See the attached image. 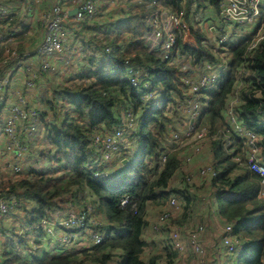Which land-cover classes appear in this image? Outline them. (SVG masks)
<instances>
[{
  "label": "trees",
  "instance_id": "obj_1",
  "mask_svg": "<svg viewBox=\"0 0 264 264\" xmlns=\"http://www.w3.org/2000/svg\"><path fill=\"white\" fill-rule=\"evenodd\" d=\"M54 2L55 0H51L52 4L49 3L44 11L50 10ZM217 4L218 0H130L125 5L126 16L116 19L105 30H101L100 39H93L92 35L90 40L83 42L76 40L80 37V29L71 30L72 23H78L71 18V14L67 20L71 41L81 43L83 51L87 50V44H94L95 46L90 47L91 53L95 48L102 51L106 45L101 47L100 43L105 38L107 44L111 45L106 56L107 62L98 63L92 56L85 63V69L75 74L76 81L87 83L72 88L65 85L53 93L55 97H62L67 106L59 123L46 125L50 130L49 138L54 152L50 153V158L46 154L44 158H48L49 163H54V170L25 168L24 176L5 182L8 185L0 190V198L16 201V205L10 203L13 205L12 209L19 207L26 212L25 227L32 232L38 231L34 225L42 218L52 217L54 210L61 209L66 202L77 208L79 215H83V232L86 228L91 231L87 234L88 238L93 232L102 231L103 239L89 247L62 251L58 255L46 250L42 253L23 254L20 250L29 244L27 240L10 239L2 246L0 256L3 260L0 264H110L115 256L118 257L117 264H163L159 261L167 256L164 253H146L149 244L143 234L148 225V205H157L159 200L164 201L172 193H176L182 196L186 210H190L189 205L196 199L190 192L191 187L168 189L171 178L182 165L181 153L169 151L170 133L162 138L164 133L177 130L165 111L168 104H173L171 109L180 114L175 101L183 98V94L174 64L170 59H163L160 49H150L145 44L144 36L150 31L145 18L155 9L161 8L176 13L184 9L185 16L189 19L193 9L198 12L200 8L210 5L217 11ZM39 15L36 23L43 30ZM88 19L90 18L78 24L88 22ZM15 23L16 20L9 23L7 17L0 20V28L2 25ZM75 25L77 24H73L74 27ZM191 30L198 47L189 48L179 41L182 56H193L195 60L192 57V62L195 64H201L202 61L198 58L202 56L209 63L218 62L216 56L208 53L206 37L199 26ZM71 32L75 34V38ZM126 34L130 35L129 42L121 49L118 44ZM248 46L247 38H243L226 50L228 69L208 90L194 129L204 128L207 131L205 155L215 174H210L209 183L200 188L205 192L209 191L208 199L212 203L210 207L213 204L216 206L215 210L208 208L209 215L217 217L218 221L224 223L223 226H232L231 234L236 238V251L229 254L230 257H236H233L236 264H264V199L258 195L260 177L248 167V138L244 132L234 130L228 113L231 111L243 130L253 135L257 158L264 164V38L254 48L249 49ZM0 48L1 62L4 47ZM127 58L140 63L142 68L150 72L154 71L155 77L151 76L149 80L155 86H160L161 98L157 99L155 94L149 102L141 100L138 92L127 81L124 64ZM4 65L0 67V78ZM93 65L95 72L91 69ZM55 108L60 109L58 103L53 106ZM127 110L132 112V117L138 110L144 111L137 119L135 128L133 122L132 128L127 130L129 139L138 140V154L134 161L123 164L121 173L112 180L98 179L93 171L98 166L96 160L100 155L92 146L91 137L95 133H102L101 131L124 128L125 122L121 115L127 114ZM179 114L174 117L178 121L184 115ZM228 143V147H225ZM25 145L30 147L28 143ZM164 150H167V158L158 169L159 157ZM235 156H239L241 161H234ZM145 157L152 163V169H148ZM60 161L65 164H60ZM151 175L152 178H148ZM123 197H127V203L121 205ZM20 200L28 201L32 206L28 208ZM100 213L104 219L99 218ZM185 218L183 214L181 221ZM206 221L211 222L209 219ZM2 222L3 218H0V223ZM24 233L26 234V229ZM37 247L35 244V248ZM224 248L220 250L226 254ZM172 255L177 257L178 253L174 251Z\"/></svg>",
  "mask_w": 264,
  "mask_h": 264
},
{
  "label": "built area",
  "instance_id": "obj_2",
  "mask_svg": "<svg viewBox=\"0 0 264 264\" xmlns=\"http://www.w3.org/2000/svg\"><path fill=\"white\" fill-rule=\"evenodd\" d=\"M37 1V0H36ZM76 0H55L53 6L50 10L43 11L44 18L40 20L41 13L39 15V21L42 26L43 38L35 50V55L40 59L38 71L50 69L49 61L47 60L48 56H52L55 52H64L68 50L71 46V38L68 34L67 28L64 27L65 22L71 17L72 10L76 9L72 17L74 21L81 22L90 18H95L98 12V6H100V0H77L75 5H69L70 2H75ZM120 0H117L119 2ZM10 10L6 7H0V20L6 19L10 14ZM217 17L221 22V25H210L208 30L211 31L214 27L217 26L220 30L224 32L219 33L224 39V43L232 41L233 37L236 39H242V37L247 38L249 42L248 48H254L263 38H264V0H218L217 4ZM146 24L149 26L150 31L144 36V42L150 49H160L161 56L165 60L171 61L173 66H176L177 76L180 77L179 88L182 90L183 98L176 99L175 106L180 113L186 116L184 119H188L187 125L189 124L188 131L186 135L181 134L177 130H171L169 135V151L176 152L177 149L185 144L187 137L191 136L190 131L195 130L194 124L199 118L202 101L204 98H207L208 90L217 83L220 77L228 69V59L225 55H222L218 62L209 63L201 62L199 64V69H195L189 66V61L192 63V58L190 55L185 57L179 52V41H181L184 46L189 48H197V42L195 40L194 34L190 33L191 28L185 16V10L170 12L166 9L157 8L150 15L145 18ZM64 23V24H63ZM234 25L235 29L230 33L226 25ZM244 29L249 31V34L245 35L243 33ZM240 32L242 34H240ZM245 35V36H244ZM241 37V38H239ZM230 41V43H231ZM4 46V59L1 60L0 65L5 64L10 66L8 71L1 76L0 78V92L4 91L5 86L10 82L11 76L14 71L21 68V60L19 61V56L17 54V43L15 41L14 32L7 30L4 34H0V45ZM73 49L79 47V44H72ZM111 47L105 46L102 51L93 50L92 52L100 57H106L110 52ZM92 54L95 60L98 63H101V60ZM227 62L225 61V58ZM16 60L15 62H10L9 60ZM107 60V58H106ZM184 60V61H183ZM48 61V62H47ZM10 62V63H9ZM105 62V61H104ZM126 67V77L130 86L138 92L140 98L143 102H146L148 98H153L155 95V85L153 82H150L151 78L150 71L141 66H135L136 64L130 59H125L124 61ZM195 67L197 64H194ZM31 68L30 64L27 66V71ZM49 71V70H48ZM145 72L147 74L146 78H142L141 74ZM196 72V73H195ZM34 85V81L30 84L26 82V87L30 88ZM144 88V92H141V88ZM26 93V91H24ZM24 93V94H25ZM22 96V95H21ZM26 96V95H25ZM24 95L22 99L17 98V103L10 105L6 109V114L4 116V122L2 125V134L7 136L8 140L5 141L6 149L12 148L17 145V140L15 135L18 129H23L26 135L34 134L37 131V125L39 120V112L36 108L30 106L27 102V98ZM149 102V101H148ZM173 103V102H172ZM173 104H171V107ZM230 116V121L233 125L234 130L238 132H244L248 138L249 151L247 155L248 167L250 170L255 172L260 177V190L258 192L259 197L264 199V164L260 163L257 158V148L254 146L253 135L247 131H244L243 128L236 122L234 115L231 111L228 112ZM133 117L128 115V120L124 124V128H116L112 131H105L102 133H95L91 137V144L94 148L99 151V158L96 160L98 163L97 168L93 171V174L98 179H108L109 172L112 168V162L120 155L123 151L127 153L126 144L130 143V139L127 135V130L131 129L133 126ZM197 119V120H196ZM205 134L207 139V131L201 129ZM199 131V130H198ZM17 137V136H16ZM27 138L29 136H26ZM10 138V141H9ZM17 139H19L17 137ZM196 139H198L196 137ZM206 141L201 138L199 141L193 140L197 144ZM13 143H16L12 145ZM229 143L225 145L228 147ZM122 150L120 151V149ZM167 148V150H168ZM167 150L161 152L159 157L158 169L161 168L163 163L167 158ZM198 150V148H197ZM16 153V151L14 150ZM122 153V154H124ZM21 152L18 154L20 155ZM190 158H186L189 160ZM234 161L240 162L241 158L239 156L234 157ZM13 171H19L18 166L13 164ZM198 176L214 175L215 171L211 166H206L201 168L197 172ZM169 205L172 207L177 206V198L175 196L170 197ZM16 205L15 200H6L0 198V218L5 217L9 214L13 205ZM127 203V197H123L121 200V205ZM68 208L72 209V206L67 204ZM134 207V205H133ZM90 210V208H89ZM77 216L73 214L64 215L63 221L55 222L53 217L42 218L41 221L34 225V228L37 230L42 229L46 235L57 241L61 245H68V240L66 234H73L76 232V229H80L83 226L84 222L83 215ZM70 215V216H69ZM167 214H164L161 217L163 220ZM50 226L49 228H47ZM59 226V227H57ZM58 229H55V228ZM203 230L201 225L197 226L195 229L191 230L188 235V242L184 245L181 244L182 240L179 237L178 232L172 234V243L169 247L178 253V255L186 252L189 247L191 250H195L197 253L200 251L198 245L199 235ZM62 232L66 234H62ZM232 226L226 225L223 226V241L224 247L227 254H233L236 251L234 238L232 236ZM56 234H59L57 236ZM72 234V235H73ZM104 232L96 231L91 234L89 238L92 244L100 243L103 239ZM240 245V244H239ZM240 247V246H239ZM201 264V263H199Z\"/></svg>",
  "mask_w": 264,
  "mask_h": 264
},
{
  "label": "rangeland",
  "instance_id": "obj_3",
  "mask_svg": "<svg viewBox=\"0 0 264 264\" xmlns=\"http://www.w3.org/2000/svg\"><path fill=\"white\" fill-rule=\"evenodd\" d=\"M16 0H0V6L3 7L5 5H8L9 2H15ZM20 1V0H18ZM104 0H100V6H98V14L96 15V18L89 20L88 22H82L80 24L78 23H72L71 26V30L73 28H77L80 29V37L76 38V40H80V42H83L84 40H90L91 36L93 35V39H100L102 37V33L101 30H105V26L109 25L112 20L115 19H111L109 17H107V13L108 10L106 9V7H108V5L105 4ZM130 0H120L118 3H114L113 4V8H111L110 10L114 11L119 7V6H123L125 7V5L129 3ZM43 0H40L39 2V6L38 9L43 11L45 9V7L49 4L47 2H50V0H45L44 3ZM77 3V0L75 2H70L69 5H75ZM25 7L27 8H31V5H26ZM128 8V6H126ZM8 10H10L9 7H7ZM33 9V7L31 8ZM27 10V9H25ZM130 10V8H129ZM196 9H193L191 11V15H189V19H187L189 25L191 28H197V25L199 26V28L201 29L202 34L206 37L205 41L208 47V53H210L211 55H214L218 58V61L220 59V57L222 55H225L226 58L228 59V55L225 54L226 50L228 51L230 46L233 44V40H235L237 37H233L232 38V42L230 43H224V39L222 37V35H219V33L224 32L223 30H220L219 28L214 27V29H212L211 31L208 30V27L210 25L215 24L216 21V17H217V12L214 13L213 11L210 10V8H200V10L198 12H195ZM116 12V11H114ZM39 15L38 13L34 16V21L33 23L37 22V18ZM44 13H41V17L40 20H42L44 18ZM32 19V18H31ZM27 22H32L29 20H26ZM73 24H77L75 25L76 27L73 26ZM219 24L221 25V22L219 20ZM226 25V29L228 27V31L230 33H232L231 31H233L235 29L234 25H229V24H225ZM66 28H69V23L68 21L65 23ZM247 30L244 29L243 33H246ZM191 35H192V30L190 31ZM71 34H73L72 36L75 38V34L71 32ZM194 34V33H193ZM240 34H242L240 32ZM109 38H111L110 36H108ZM73 38V39H74ZM241 38V37H239ZM245 37H242V39ZM112 39V38H111ZM126 40H128V37L126 35H124V37L119 41L120 45L119 47L121 49H124L125 45H126ZM71 41V40H70ZM71 46L69 47V50H74L72 44H74V41H71ZM95 42V41H94ZM124 42V43H123ZM76 44H79V47H76L75 52L78 51V56L75 58V60L73 61L74 65L72 62H69L70 69H67V67H63L64 69H62L61 73H60V77H59V87L65 86V85H70L71 88L76 86V85H80V84H85L87 83V81H84V83L82 82V80H78L76 81V77L75 74L81 72L82 70H84V66L85 63H87V61L89 59L92 58V54H94L92 51L93 50H97L98 48H95L93 50H91V53H89L90 47L87 44V50L83 51L82 48V44L79 42H76ZM111 46L109 44H107L105 38L104 40H101L100 46ZM105 47V46H104ZM66 52V51H64ZM60 55L63 53H58L55 52V55ZM74 54H72L71 56H73ZM96 57H98L101 62L106 60V57H100L96 54H94ZM135 56V55H132ZM191 56V55H190ZM61 56H57V58H60ZM94 57V56H93ZM141 57V56H139ZM193 56H191L192 58ZM225 58V57H224ZM225 58V61L227 62V59ZM95 59V58H94ZM194 59V57H193ZM195 60V59H194ZM198 60L202 61L203 63L206 62L205 57H199ZM197 60V61H198ZM64 61V59H63ZM96 61V60H95ZM184 61V60H183ZM48 62V61H47ZM97 62V61H96ZM49 63V68L51 69L53 67V65H50ZM136 65L140 67L141 64L138 62H134ZM31 68L28 70V73L30 74L25 82H29L30 84H32V82L34 81V75L33 78L31 76V74H33L34 68H35V62H31L29 63ZM65 64H68L67 62H65ZM195 63H191L189 61V66L195 69H199V64L194 65ZM59 65H61L59 63ZM64 65V62L62 64V66ZM99 65V64H97ZM199 66V67H198ZM176 68V72L178 71L177 67L174 66ZM50 69L47 70H41V72H46ZM67 69V70H66ZM91 69L95 70V66H91ZM197 69V70H198ZM196 73V72H195ZM150 75L152 76V78L155 77V73L154 71L150 72ZM142 78H146L147 74L145 72H143L141 74ZM92 80V79H90ZM160 86L157 85L155 86V94H156V98H161V89L159 88ZM25 91V90H24ZM24 91L22 92H15V96L18 97L19 99H22V96L26 95L25 97L30 98L33 96V92L31 93V95L29 94V90H27V93H25ZM129 92V91H128ZM141 92H144V88H141ZM25 93V94H24ZM130 93V92H129ZM128 94V93H127ZM22 95V96H21ZM30 95V97H28ZM2 95H0L1 97ZM42 96L45 95L43 94ZM207 99V98H206ZM51 102H50V107L49 109L44 108V110L46 112H49L45 118L43 119V121L49 125L51 123H59L62 119V116L64 115V109L67 107L66 106V102L62 97H59L58 95L56 96V101L53 98V94L51 95ZM151 101V98L147 99V102ZM206 101V100H205ZM58 103L60 106V109H53V106L55 107V104ZM118 105V104H117ZM119 107V105H118ZM141 107V106H140ZM139 107V108H140ZM167 110L165 111L166 115L170 117V119L172 120L171 123L173 125L176 126V129L178 132H180L183 135H186L187 131H188V126L187 122L188 119H184L182 120V118H185L186 116H182L181 119L178 118H174L175 115L179 114L177 112H175L174 110L171 109L170 104H168L167 106ZM42 110L43 107H38ZM146 109V108H145ZM144 108L143 110L146 111ZM140 110V109H139ZM136 113V115L133 117V122H134V128H135V123L137 121V119L140 117V115L143 112L139 111ZM127 110V114H123L121 115V119L123 122L126 123V121L128 120V115L131 117L132 112ZM179 115H182L181 113ZM133 116V115H132ZM197 120V119H196ZM48 121V122H47ZM44 122L41 123V126L44 125ZM124 123V124H125ZM40 124V123H39ZM39 126V125H38ZM45 127V126H43ZM133 128V129H134ZM39 131H37L36 134H34V136H36L33 140V143H30V147L27 148L24 142V138H25V134H22L20 132V130L18 129L15 138L17 140V145L12 147V148H8L6 149V145H5V141L8 140L7 136H0V139L3 140L4 139V148L2 149L3 152L1 153V160H0V190L2 188H5L6 185H8L5 182H12L14 181V179L19 178L21 176H24V169L25 168H35L37 170H41V171H47V170H54V167H52L54 165V163H49L48 158H50V153L54 152V147L51 143V140L49 138L50 136V130L48 128H38ZM45 129H46V135L45 133ZM202 128L198 130H192L189 132V134L191 136L187 137L185 140V144L181 147H179L177 150L178 152H180V160H181V165L182 167L179 169V171H177L175 173V175L171 178L169 185H168V189H177V188H186V187H191L192 189L190 190L191 194L193 195L194 199L193 202L191 203V205H189L190 210H186L185 208V204L183 202L182 196L180 194H174L172 193V196H175L177 198V206L176 207H172L169 205V199L170 197H168V199L162 201L159 200L158 204H150L147 207L146 210V219L148 222V225L146 227V230L143 234V238L148 242L149 247L146 248V253L149 254H162L164 253L165 258H161L159 262L163 263V264H236L234 259L236 258L235 256H231L229 254H224L223 250L221 252L220 249L224 248V235H223V222H218V218L213 216V215H209V210L213 209L215 210V205H211L210 204L211 201L209 198V191L205 192L203 190H201V186H205L206 184H208V181H205L203 183H201V181H204V177L208 176H198L197 173L195 174V172H197L198 170H200L201 168H204L208 165L209 159L208 156L205 155V144L206 141L201 142V144H197L195 142H193V140L195 141H199V139L201 140V138L203 140L205 138V134L203 133V131L201 130ZM22 131H24L23 129H21ZM44 132V133H42ZM174 130V129H173ZM25 132V131H24ZM104 132V131H101ZM171 132V130L168 133H164L162 138L167 134H169ZM205 132V131H204ZM33 135V134H32ZM19 139H17V137ZM29 137H32L31 134L26 135ZM130 137V136H129ZM196 137L198 139H196ZM10 141V138H9ZM16 143H13L12 145H14ZM126 148H129L128 151H126L127 153H124L123 151L120 153V155L112 162V169L109 172V180H112L114 177L118 176L121 173V170L124 168L123 164H126L128 162H132L134 161V157L138 154V148H140V145L138 143V140L135 138L130 139V143L126 144L125 146ZM198 148V150H197ZM1 150V151H2ZM14 150L16 151V153L14 152ZM122 150V148L120 149V151ZM21 152L20 155H18ZM177 152V151H176ZM124 153V154H122ZM204 153V154H203ZM45 154L47 155L48 158H44ZM198 154V156H197ZM124 156H128L129 158H124ZM190 158L189 160H186V158ZM147 162L148 164V169H152V163L149 162L147 160V158L145 157V163ZM15 164L16 166H18L19 171L15 172V171H11L9 169H12V165ZM60 164H65L64 161H60ZM146 164V165H147ZM57 166V165H56ZM63 168V166H61ZM13 170V169H12ZM151 174V173H149ZM148 178H152V175ZM11 180V181H9ZM201 180V181H200ZM4 183V184H3ZM191 184L195 185V186H191ZM7 187V186H6ZM201 187V188H200ZM198 188V190L196 189ZM205 189V188H203ZM201 190V191H200ZM209 190V189H208ZM21 204H25L24 200H20ZM32 206V203L26 204V207H30ZM17 208V207H16ZM14 207V209L11 210V212H9V214L3 218V222L5 225H0V255H2V246L5 242H7L8 240H21V239H25L27 240V242L29 244H27L26 246L22 247V250H20L21 253L23 254H27L29 255V253H42L43 250L46 251H51V254H61L60 252L62 251H70L72 249H78L79 247H84L87 246L89 247V243L92 244L87 236V234L89 232H91L88 228L85 229V232H83V228L82 227V232H80L79 229H76L75 233L73 234V232H71L72 234H66L64 232H62V234H66L67 236V240L68 245H61L59 243H57V241L49 238L46 233L47 231L45 230V233L42 229L39 228L38 231H34V233L32 231H28V229L26 230V234L25 229L26 227L24 226V224H22V221H18L20 220V218L24 217V222L26 223L27 219H25L26 216V212L24 214V210L23 209H19V207L16 209ZM78 209L75 207L68 208L67 203L65 202L63 204V206L61 207V209H56L54 210V212L52 213V217H53V221L55 222H62L63 218L62 216L67 215V214H73L75 216H77V212ZM187 211V212H186ZM167 214V216L161 220V217ZM183 214H185L186 218L184 221L182 220V216ZM99 218L104 219L102 213L98 214ZM70 216V215H69ZM211 221L210 223L207 222L206 220ZM201 225L203 227V230L200 232L199 235V248L200 251H198V253L195 250H191L189 247L187 248L186 252H184L183 254H179L177 257H175V255L173 256V250L169 247V245H171L172 243V234L174 232H178L179 233V237L182 240L181 244L184 245L186 244L189 240L188 235L190 233L191 230L195 229L197 226ZM50 226H48L47 228H49ZM59 227V226H57ZM55 229H58V228ZM87 227V226H86ZM3 232V233H2ZM57 236H59V234H56ZM2 238V239H1ZM37 242V243H36ZM35 244L38 246L37 248H35ZM55 248V249H53ZM225 249V248H224ZM59 252V253H58ZM176 252V251H175ZM234 257V259H233ZM118 257H114L112 259V261H110V264H117ZM232 258V259H231ZM2 256H0V262L2 261ZM263 262H264V257H263Z\"/></svg>",
  "mask_w": 264,
  "mask_h": 264
},
{
  "label": "crops",
  "instance_id": "obj_4",
  "mask_svg": "<svg viewBox=\"0 0 264 264\" xmlns=\"http://www.w3.org/2000/svg\"><path fill=\"white\" fill-rule=\"evenodd\" d=\"M44 1L45 0H43V3H44ZM104 1H105V4L108 5V7H106V9L108 10V13L106 14L107 17L116 20L118 18H123L124 16H126L127 11H125L126 9H125V7L123 8V6H119L116 10L114 8V11H116V12L110 10L111 8L114 7L113 6L114 3H118L117 0H104ZM39 2H40V0H37V1L36 0H20V1L16 0L15 2H9L8 5L3 6L6 8L7 7L10 8L11 12L8 15L9 23L11 22V20H16V23L10 24L9 26H5L7 23L5 25H2L0 28V34H4L6 32V29L14 32L15 41L17 43V45H16L17 54L19 56V61L21 60V68H19L13 72L10 82L5 86L4 91L0 92V95H2L0 97V136H4L2 134L1 129H2L3 122H4V116L6 114V109L10 105L17 103L18 97L15 96L16 95L15 92H22L24 90L26 91V93H27V90H29L30 95L32 92L34 93L32 97H30V95L28 96L30 98H28L27 102L30 106L36 108L37 111L39 112V120H38L39 126L37 125L38 128H47L46 127L47 124L43 121V119L45 118V116L49 112H46L44 110V108L49 109V107H50V102L52 101L51 95L59 87L58 81H59L60 73H61L62 69H64L63 67H67V69H70V66L72 64L69 65V62L73 63L75 58L78 56V51L75 52V50L72 51L69 49L66 50V52H61L63 54H60V55L54 54L52 56H48L47 60L50 62L51 66L53 65V67L49 71H46V72L40 73L38 71L40 59L37 57V55H35L34 52L38 48L43 34H42V30L38 27L37 23H33V21H34V16L37 13L40 14L42 12L41 10L38 9V6L40 5ZM47 3L52 4L51 0H50V2H47ZM50 4H48L45 7V9H47ZM26 5H31V8L33 7V9L25 7ZM204 8H210V10L213 11L214 13L217 12L210 5H206V7H204ZM25 9H27V10H25ZM28 18L32 22H27L26 20H28ZM3 20H5V19H3ZM115 20H112L111 23H113ZM111 23L109 24V26L111 25ZM215 24L220 25L218 17H216ZM107 26H105V28H107ZM246 33L249 34V31H247ZM245 35H247V34H245ZM126 36L129 38L130 35L126 34ZM236 40L238 41V39H235V40H233V43L237 42ZM126 41H127L126 42V44H127L129 42V39ZM3 46H4L3 44L0 45V47H3ZM74 46L75 45H73V47ZM93 46H95V45L94 44L89 45V47H93ZM72 54H74V55L71 56ZM4 56H5V54H4V49H3L2 60L4 59ZM57 56H61V57L57 58ZM63 59H64V61H63ZM9 61L13 63L16 60L11 59ZM31 62L36 63L33 74H31L32 78H33V75L35 77L34 78V85L30 88H27L25 80L30 74L28 73L26 68H27V66H29V63H31ZM63 62H64V65L62 66ZM65 62H67L68 64H65ZM59 63L61 65H59ZM73 65H74V63H73ZM1 66L2 65H0V67ZM9 67L10 66L7 67V65L4 66V68H2V73L3 74H4V72L6 73V71H8V69H9ZM43 94L45 95V98H44V96H42ZM53 98L56 100V97L54 96V94H53ZM38 107H43V108L41 110ZM42 122H44V125L41 126ZM43 126H45V127H43ZM37 131H39V129H37ZM37 131L34 134H36ZM20 133L25 134V132L22 131L21 129H20L19 134ZM42 133H44V132H42ZM34 134L31 135L32 137H28V138L25 135L24 142L28 143V144L33 143V140L36 137V136H34ZM44 134L46 135V129H45ZM3 148H4V139L3 140L0 139V160H1V156H2L1 153L3 152V150H2ZM195 174H196V172H195ZM208 179H209V177L206 176V177H204V181H201V180L200 181H201V183H203L205 181H208ZM25 203L29 204V205L31 204L28 201L27 202L25 201ZM211 211H213V210H211ZM18 221H22V224H24V226H26V224L23 223L25 221L24 217L23 218L21 217L20 220H18ZM0 225H1V223H0ZM2 225H5V224L2 223ZM27 229L28 228L26 227V230ZM33 233H34V231H33ZM89 246H90V243H89ZM84 247H87V246H84ZM79 248H82V247H79ZM224 254H225V251H224Z\"/></svg>",
  "mask_w": 264,
  "mask_h": 264
},
{
  "label": "water",
  "instance_id": "obj_5",
  "mask_svg": "<svg viewBox=\"0 0 264 264\" xmlns=\"http://www.w3.org/2000/svg\"><path fill=\"white\" fill-rule=\"evenodd\" d=\"M76 11V9L72 10L71 14H73Z\"/></svg>",
  "mask_w": 264,
  "mask_h": 264
}]
</instances>
